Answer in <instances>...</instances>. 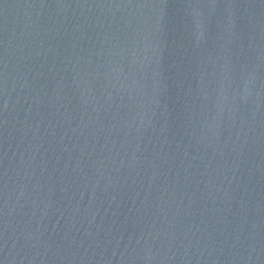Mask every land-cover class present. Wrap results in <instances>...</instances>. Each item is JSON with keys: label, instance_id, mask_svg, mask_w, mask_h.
<instances>
[{"label": "water", "instance_id": "water-1", "mask_svg": "<svg viewBox=\"0 0 264 264\" xmlns=\"http://www.w3.org/2000/svg\"><path fill=\"white\" fill-rule=\"evenodd\" d=\"M0 264H264V0H0Z\"/></svg>", "mask_w": 264, "mask_h": 264}]
</instances>
